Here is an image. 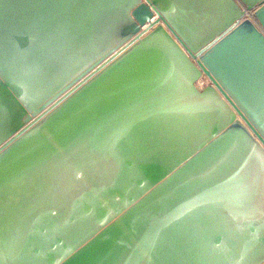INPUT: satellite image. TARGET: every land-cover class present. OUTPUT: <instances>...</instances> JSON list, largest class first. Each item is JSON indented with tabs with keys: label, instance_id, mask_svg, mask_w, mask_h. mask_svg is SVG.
<instances>
[{
	"label": "water",
	"instance_id": "water-1",
	"mask_svg": "<svg viewBox=\"0 0 264 264\" xmlns=\"http://www.w3.org/2000/svg\"><path fill=\"white\" fill-rule=\"evenodd\" d=\"M0 264H264V0H0Z\"/></svg>",
	"mask_w": 264,
	"mask_h": 264
},
{
	"label": "built area",
	"instance_id": "built-area-1",
	"mask_svg": "<svg viewBox=\"0 0 264 264\" xmlns=\"http://www.w3.org/2000/svg\"><path fill=\"white\" fill-rule=\"evenodd\" d=\"M246 16L252 20L251 12H248ZM193 85L197 90H201L211 85V82L203 73H200L199 77L193 82Z\"/></svg>",
	"mask_w": 264,
	"mask_h": 264
}]
</instances>
